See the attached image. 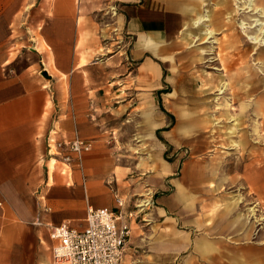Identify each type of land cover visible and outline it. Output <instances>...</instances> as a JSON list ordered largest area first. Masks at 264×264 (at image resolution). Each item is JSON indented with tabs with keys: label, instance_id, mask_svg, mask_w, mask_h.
Listing matches in <instances>:
<instances>
[{
	"label": "crops",
	"instance_id": "1",
	"mask_svg": "<svg viewBox=\"0 0 264 264\" xmlns=\"http://www.w3.org/2000/svg\"><path fill=\"white\" fill-rule=\"evenodd\" d=\"M205 1L0 0V264H53L50 228L84 229L88 206L115 211L118 226L129 227L120 264H264V232L249 221L256 208L248 216L240 195L219 191L246 184L264 196L263 77L228 85L231 95L241 86L232 95L238 113L224 111L229 102L215 111L206 105L207 90L217 94L223 82L203 87L205 76L220 73H200L198 90L193 82L164 90L166 65L173 66L179 39L198 36ZM216 2L217 25L209 28L226 34L206 51L217 56L208 64L225 74L218 54H233L217 41L230 33L228 14L217 21ZM200 96L211 115L206 126ZM165 104L178 109L171 129ZM50 135L93 147L81 166L66 168L47 155ZM205 135L217 143L209 158L202 157ZM224 136L239 146L237 156L220 152ZM186 144L192 161L166 158Z\"/></svg>",
	"mask_w": 264,
	"mask_h": 264
},
{
	"label": "rangeland",
	"instance_id": "2",
	"mask_svg": "<svg viewBox=\"0 0 264 264\" xmlns=\"http://www.w3.org/2000/svg\"><path fill=\"white\" fill-rule=\"evenodd\" d=\"M30 1H35V0H30ZM244 1V0H243ZM218 2V0H217ZM216 2V5L219 9L220 6H218ZM235 3V0H233V5ZM215 6L214 4V0H206L205 4L202 7V11L203 10H208L209 13H212L213 16V12L214 10L211 11V9H213ZM259 6H261L259 4ZM218 9L216 12H218ZM111 9H108L107 11H109ZM113 12V11H112ZM29 14V10H26V16H28ZM110 18L114 19V17H112V14L108 13ZM192 18H196L195 16H192ZM191 18V19H192ZM214 18V16H213ZM219 20V18H217V21ZM216 20L212 19V21H201L200 23L195 25L197 26V33L200 39L206 37L207 39L204 40H198V36L197 34H193V36L190 37V39L188 40V43H185L183 41H181L179 39L180 42V48L177 52V57L174 58V63L173 66L171 67L169 64L166 65V78H165V89L166 91H173V86L174 84H181V88L182 90H184L183 86H187L189 83L193 82L195 84L194 89L198 90L201 87V81L200 79H198V76L200 75V73L203 74H209L211 75L212 73H220V77L217 79V81H213L212 78H215L217 75L212 74L211 76H205V82L203 83V87L205 84L207 83H221V81L223 82L221 86L224 85V83L226 82L224 78H222V74H224L222 68L220 65H209L208 63L213 62L214 60H216L217 56L216 53H214V51H206L208 50L211 46H214L216 48L217 44H215V38H219L221 39L223 37L224 34H226L225 32L221 33L218 32V28L217 29H213V28H209V26H211L212 24L217 25ZM225 30L227 32L230 31V33H228L229 35H231V32H233L232 29H227L225 28ZM213 32V34H211ZM224 38L223 42L217 41L219 42V48L221 50L226 49V41H227V36ZM204 36V37H203ZM212 37V38H210ZM26 43H28L26 46H31L33 47V41H27ZM201 54L202 57H204V59L202 61L199 62V64L197 65L195 63V58H198ZM197 55V56H196ZM204 62V64H202ZM202 64V65H201ZM43 76H46V73L44 72L42 74ZM224 76V75H223ZM264 79V76H263ZM205 88H202L200 90V94H202V92L204 91ZM218 91V95L216 93H214V90H207V94H208V98L206 101V105H208V109L211 111H215V109H223L224 107H219V103L225 101L226 103L229 102L231 104H229V109L231 110L232 113H238L239 107H238V102H236L234 100V98H232V95L230 94V90L227 91L228 93V98L226 100L224 99H215L216 97H219V95H221V92ZM222 96V95H221ZM205 96H200V99L204 98ZM227 97V96H226ZM163 98H165V94L163 96ZM210 101V103H209ZM204 99L202 100V107L205 108L204 106ZM165 110L168 112L167 114H162L163 116H165L168 119V129H171L172 126L175 125L176 123V114H177V106L174 105L172 107L167 106L166 104L164 105ZM210 111L208 112V114L210 115ZM207 116V114H204ZM211 117V115L209 116V118ZM245 123L243 124L246 128H250L249 126V120L252 118V116H248L246 115L245 117ZM139 119V115L138 118ZM238 119V118H236ZM235 119V120H236ZM139 122L138 120L136 121ZM220 122H229V121H225V120H221ZM236 122V121H235ZM223 138H226L225 140ZM201 139L203 141H206L207 144L201 143L200 145L202 146V148L206 149V153L207 154H203L202 157H206L209 158L212 155H214V151H215V141L212 135H205L203 137H201ZM220 142L221 145H219L221 147V153H226V155L229 156H234V155H238L239 153V146L238 148L235 149V147L230 146V142L227 139L226 136L224 137H219L217 138ZM236 139H240V141H242L243 138L242 136L239 137V135L236 137ZM249 144V143H248ZM244 145V144H242ZM247 145V144H245ZM262 145H264V139L262 141ZM191 144H186L185 146H182L180 148H178L177 150H175V152H172V150H170L168 152V154L166 155V158L169 161H173L174 159H179L182 161V164H187L188 162L192 161V155H191ZM210 155V156H209ZM201 158V157H200ZM250 162V160H249ZM250 188H252V186L246 185V184H238L237 186H231L228 183L225 184L224 186L219 187V191L222 193H227V194H237L240 195V197L242 198V201H240L239 203V207L241 208L242 213H245L246 215H250V208L251 207H255L256 211H255V217L250 215L249 221L253 224V231L255 233H257L258 231L260 232H264V196L263 198H259L257 199L256 194L253 192V190H251ZM254 194V195H253ZM213 209H211L212 211ZM217 212V210H216ZM257 230V232H256ZM186 255V254H185Z\"/></svg>",
	"mask_w": 264,
	"mask_h": 264
},
{
	"label": "built area",
	"instance_id": "3",
	"mask_svg": "<svg viewBox=\"0 0 264 264\" xmlns=\"http://www.w3.org/2000/svg\"><path fill=\"white\" fill-rule=\"evenodd\" d=\"M112 11L116 12L115 7ZM91 141L75 138L59 140L48 136L47 155L66 168L81 166L83 156L92 150ZM117 204L122 205L117 198ZM118 214L109 208L88 206L87 226L78 229L69 223L50 228L54 242L53 264H120L130 237L129 227L118 226Z\"/></svg>",
	"mask_w": 264,
	"mask_h": 264
},
{
	"label": "bare ground",
	"instance_id": "4",
	"mask_svg": "<svg viewBox=\"0 0 264 264\" xmlns=\"http://www.w3.org/2000/svg\"><path fill=\"white\" fill-rule=\"evenodd\" d=\"M232 3L233 0H218L217 2L218 6H220L217 12V18H219L220 15H225L227 13L228 17L226 18V28L228 30H233L231 35L228 34L227 36L228 38L225 47L230 54H233L234 57L232 55L231 58L230 56L224 57L218 54V61H220L223 66L225 65L224 70H226L224 76L226 79L229 78L227 82L219 88L221 95L225 99H227L226 92L228 91V85L232 86L235 82L246 81L247 79L251 80L252 78V80H256V76H259L257 80H260L264 76V0H235L234 5ZM259 4L261 6H259ZM212 19V13L210 14L209 11L205 9L201 12L200 17L195 21V23L198 24L203 20L212 21ZM211 34H213V32ZM251 50L253 51V54H249ZM247 54L250 58L249 64L254 67V72L250 71V65L245 66ZM252 57H254V59ZM236 65L240 67L238 69L236 68L235 71L230 72L229 69ZM246 68L250 73H246V70L241 72V70ZM219 77L220 75L212 78V80L217 81ZM237 87L239 90L241 86L239 85ZM238 90L234 92L235 89L233 88L232 95L236 96ZM262 94L264 98L263 91ZM229 106L230 105L227 103V110L224 111H228ZM206 113L205 108L202 107L200 115L201 124H204V126L208 124L207 120L209 118L204 115ZM231 130L232 133L237 131L236 128H232Z\"/></svg>",
	"mask_w": 264,
	"mask_h": 264
}]
</instances>
